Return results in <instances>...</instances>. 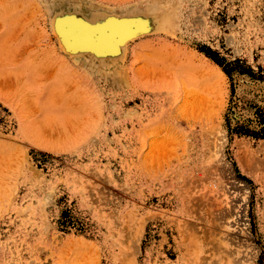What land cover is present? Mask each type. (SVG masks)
Wrapping results in <instances>:
<instances>
[{"label":"rangeland","instance_id":"obj_1","mask_svg":"<svg viewBox=\"0 0 264 264\" xmlns=\"http://www.w3.org/2000/svg\"><path fill=\"white\" fill-rule=\"evenodd\" d=\"M255 108L264 0H0V264H264Z\"/></svg>","mask_w":264,"mask_h":264},{"label":"bare ground","instance_id":"obj_2","mask_svg":"<svg viewBox=\"0 0 264 264\" xmlns=\"http://www.w3.org/2000/svg\"><path fill=\"white\" fill-rule=\"evenodd\" d=\"M65 15H64V17H65ZM67 18L66 19L63 18L64 20H62L61 18H58V20L61 19L60 21H58L57 18H56V23H55V28L54 29H55V33H56V30L58 31L59 37L62 38V40L64 41L65 45H67V47L69 49L77 50L75 53H80L81 50H84V51L85 50L91 51V50H94V49L95 50L96 49H105L106 50V48H110V47H113V48L115 47L114 48L115 52H117V50H118V52H121V51H119V49L116 50V46L115 45L118 42L122 43L121 44L122 47L120 49L125 48L124 45H123V43H125V42H123V38L127 39L126 37H127V34L129 32H127V29L125 28V25H122L123 23H120V22H119L120 24L116 23V22H114V20H111L108 17L109 18L108 21L107 20L104 21V22L101 21V22H99L97 24H92V25L90 24L89 25V24H85L83 21H81L82 19L81 20H78V19L76 20L74 18L73 19L72 18H68L67 19ZM103 18L104 17H102V19ZM95 20H98V19H95ZM124 22H125V20H124ZM92 23H96V22H92ZM129 26H128V28H129ZM129 30L131 31V29H129ZM60 34H61V36H60ZM119 46H120V44H119ZM78 50H79V52H78ZM99 51H101V53H102V50H98V52ZM123 51H125V49ZM72 52H74V51H72ZM82 52L83 51H81V53ZM124 53L125 52H123V54ZM113 55H116V54H113Z\"/></svg>","mask_w":264,"mask_h":264},{"label":"trees","instance_id":"obj_3","mask_svg":"<svg viewBox=\"0 0 264 264\" xmlns=\"http://www.w3.org/2000/svg\"><path fill=\"white\" fill-rule=\"evenodd\" d=\"M213 61L216 62L215 60ZM224 72L226 75L228 76L230 75V70L224 69ZM254 118H255L254 121L257 125V129L250 130L246 126L245 127L241 126L240 128L233 129L232 131H236L237 134L250 136L255 139H264V108H255Z\"/></svg>","mask_w":264,"mask_h":264}]
</instances>
